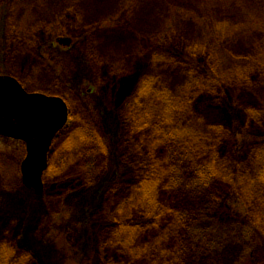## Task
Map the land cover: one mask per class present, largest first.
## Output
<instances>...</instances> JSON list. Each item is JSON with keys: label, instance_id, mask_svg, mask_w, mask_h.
<instances>
[{"label": "rangeland", "instance_id": "1", "mask_svg": "<svg viewBox=\"0 0 264 264\" xmlns=\"http://www.w3.org/2000/svg\"><path fill=\"white\" fill-rule=\"evenodd\" d=\"M0 74L69 106L41 194L23 183L26 144L0 136L10 264H264L243 170L253 174L264 143V0H0ZM163 88L202 118L197 132L212 131L234 183L197 184L187 160L166 176L167 149L146 120ZM160 179L151 212L135 188ZM122 217L142 234L116 235Z\"/></svg>", "mask_w": 264, "mask_h": 264}, {"label": "trees", "instance_id": "2", "mask_svg": "<svg viewBox=\"0 0 264 264\" xmlns=\"http://www.w3.org/2000/svg\"><path fill=\"white\" fill-rule=\"evenodd\" d=\"M213 81L214 83L218 82L215 79H213ZM142 92L143 95H146L145 97H148V95L151 93V91H148L147 87H144ZM157 93L159 94L158 98L161 101V108L159 111H157L158 108L154 111L149 110L150 113L147 114L146 120L150 126L153 124L157 126L158 135L160 133V137H162V139H159V141L157 140V142L160 144L162 143L167 149L168 153L166 155L169 156V158L167 161H163L161 163L163 166H165V164L169 165V170H167L168 174L166 176L168 177L171 173L172 168L170 167L178 164L177 162L179 161L186 162L187 160L192 163L194 175L193 181H197V184L211 186L214 182L218 181L228 185L234 183L233 179L237 180L235 178L236 171H234V161L230 162L228 159L222 160V157H220L219 154L216 152L212 153L210 144H207V137L205 136L208 133L212 137V131L203 130L200 133L196 131V126L200 123V121H202V118H198L190 107H187V109L183 106L185 104H179L180 101L174 97L172 91L163 88L158 90ZM136 107V103H134L131 108L135 109ZM160 131L162 133L164 132L163 135ZM195 134L198 135L194 137L193 135ZM95 136H98V134L95 133ZM196 137L197 139H195ZM91 138L92 136L89 133L85 136L82 133L83 141H87ZM202 138L203 143H201ZM211 145H213V143ZM190 146L192 149H190ZM251 152L253 154V158H255L253 163V174H250L252 166L250 168L248 166H243L244 174L248 176L247 179L250 181V190L248 191V198L245 197L244 206L247 208L248 214L250 210L251 213H254V219L255 217L259 219V224H251L250 230L254 232L255 229L261 234L262 238H264V143H262L258 149H255ZM169 182L171 185L176 186L175 179H171ZM152 184L154 190L152 189ZM161 185L162 183L160 179L159 181H146L142 186L135 188L137 196L141 195V201L143 200L147 203V208L149 207L151 212H154L155 209H158L154 207H159L160 202L158 201V191H156V188L160 187ZM164 206L165 205H163V208ZM162 209H160L159 214L161 215V212H163L164 215H166L165 211H167L168 208L163 209V211ZM169 211H171L170 208ZM178 216L175 218H178ZM122 219L123 217L117 219L118 224L121 225L118 229V232H116V235H122V238L125 236V238L128 240L130 236H137L140 224H131L125 222L127 220L124 221ZM120 220L124 222L119 223ZM140 228V234H142L144 229L141 226ZM148 230L149 229L145 228V231ZM173 235L174 233H172V235H170V233L167 235L166 233L163 236L161 235L163 238L160 239L161 241L164 240L165 242H169L168 237ZM3 246L5 248H3ZM3 246H0V264H10L7 258H11L13 255L17 254L16 249L15 247L9 245ZM115 249L118 251L116 246ZM166 252L172 254V252ZM15 264L21 263L15 262Z\"/></svg>", "mask_w": 264, "mask_h": 264}, {"label": "water", "instance_id": "3", "mask_svg": "<svg viewBox=\"0 0 264 264\" xmlns=\"http://www.w3.org/2000/svg\"><path fill=\"white\" fill-rule=\"evenodd\" d=\"M59 43L69 45L64 39ZM68 117L69 108L63 98L29 93L16 78L0 75V135L26 142L23 182L38 194L43 192V175L53 141Z\"/></svg>", "mask_w": 264, "mask_h": 264}, {"label": "flooded vegetation", "instance_id": "4", "mask_svg": "<svg viewBox=\"0 0 264 264\" xmlns=\"http://www.w3.org/2000/svg\"><path fill=\"white\" fill-rule=\"evenodd\" d=\"M66 41H68L69 42V45H70V41L69 40H66ZM69 45H66V46H69ZM52 148H53V146L51 147L50 152L52 151ZM50 152H49V155H48V165H49Z\"/></svg>", "mask_w": 264, "mask_h": 264}]
</instances>
